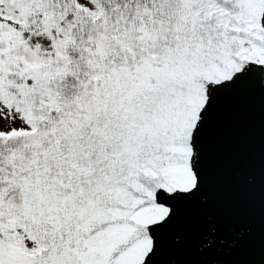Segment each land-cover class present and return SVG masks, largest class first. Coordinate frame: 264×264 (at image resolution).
<instances>
[{
	"label": "snow or ice",
	"instance_id": "1",
	"mask_svg": "<svg viewBox=\"0 0 264 264\" xmlns=\"http://www.w3.org/2000/svg\"><path fill=\"white\" fill-rule=\"evenodd\" d=\"M0 264H264V0H0Z\"/></svg>",
	"mask_w": 264,
	"mask_h": 264
}]
</instances>
